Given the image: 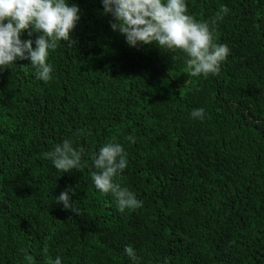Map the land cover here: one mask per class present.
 Here are the masks:
<instances>
[{
  "label": "trees",
  "instance_id": "trees-1",
  "mask_svg": "<svg viewBox=\"0 0 264 264\" xmlns=\"http://www.w3.org/2000/svg\"><path fill=\"white\" fill-rule=\"evenodd\" d=\"M72 3L81 18L72 44L50 51L48 82L29 60L0 71V264H130L127 245L140 264H264V0H186L230 50L196 77L179 51L129 47L101 0ZM65 139L89 165L121 143L118 182L142 207L121 213L93 169L42 158ZM68 189L77 213L56 202Z\"/></svg>",
  "mask_w": 264,
  "mask_h": 264
},
{
  "label": "clouds",
  "instance_id": "clouds-1",
  "mask_svg": "<svg viewBox=\"0 0 264 264\" xmlns=\"http://www.w3.org/2000/svg\"><path fill=\"white\" fill-rule=\"evenodd\" d=\"M104 14H110V28L125 39L129 47L155 46L164 52H181L192 77L216 74L229 55L227 44L214 42L215 19L197 21L187 14L186 0H101ZM227 14L226 7L221 8ZM80 8L72 0H0V71L13 68L15 61L29 60L37 79L48 82L52 78L53 66L48 62L50 51L58 42L72 44V32L80 20ZM35 40L21 39L25 30ZM34 45V46H33ZM193 118L204 117V109L192 110ZM126 140L134 144L136 137ZM127 153L121 143L108 142L96 150L88 160L83 159V149L73 146L65 139L52 150L42 154L53 167L63 173L93 169L91 182L101 195H111L119 212L134 211L142 207L135 193L118 182L128 165ZM72 189L56 197L65 209L77 213L71 196ZM130 264H140V257L131 245L123 249ZM29 264L34 259L27 256ZM51 264H63L56 256ZM163 264H169L167 258Z\"/></svg>",
  "mask_w": 264,
  "mask_h": 264
}]
</instances>
